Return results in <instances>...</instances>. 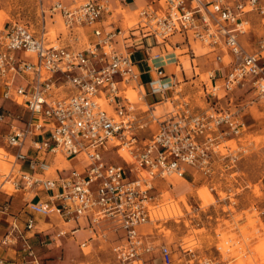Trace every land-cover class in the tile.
Returning a JSON list of instances; mask_svg holds the SVG:
<instances>
[{"label": "built area", "instance_id": "1", "mask_svg": "<svg viewBox=\"0 0 264 264\" xmlns=\"http://www.w3.org/2000/svg\"><path fill=\"white\" fill-rule=\"evenodd\" d=\"M37 10L39 28L17 21L0 25L1 98L26 113L13 117L4 137L6 152L14 160H7L11 168L1 175L3 183L15 189L50 196L29 202L23 219L12 223L1 242H21L23 263L43 264L31 243L37 234V216H61L79 225L86 220L96 235L100 226H110L100 234L109 240L113 230L112 251L121 264H154L158 258L160 264H221L216 257L202 258L181 245L179 263L174 247L151 244L142 226L155 219L151 206L156 179L167 180L172 174L186 178L195 170L211 174L216 158L228 156L220 153L221 142L228 135H239L245 126L244 105L232 108L235 89L247 86L264 99V0H156L139 10L134 26L111 21L109 29L102 24L104 13L110 11L105 0L49 4L39 0ZM56 15L71 34L90 28L85 33L91 37L88 46L61 44V36L50 39L48 23L50 19L54 24ZM175 35L184 37L176 43L186 48L180 55L196 58L193 42H200L227 66L226 72L211 70L210 83H202L207 107L193 106L175 70L165 68L164 53L173 52L169 38ZM140 47L147 60L156 61L146 86L129 50ZM154 47L159 51L154 52ZM176 60L178 65L183 62ZM129 90L137 91V100L147 109L129 98ZM147 95L164 98L153 103ZM225 98L227 106L221 103ZM163 103L173 107L157 115L156 106ZM10 116L0 108V122ZM123 150L130 159L121 154ZM58 154L77 158L83 168L44 176L51 170L46 157ZM6 209V204L0 205V211ZM65 234L62 230L40 243L46 245ZM155 250L156 255L146 258Z\"/></svg>", "mask_w": 264, "mask_h": 264}, {"label": "rangeland", "instance_id": "2", "mask_svg": "<svg viewBox=\"0 0 264 264\" xmlns=\"http://www.w3.org/2000/svg\"><path fill=\"white\" fill-rule=\"evenodd\" d=\"M36 3V0H2L0 13L6 15L5 22L17 21L39 28L41 19ZM134 4L131 3L124 7L118 5L115 12L116 16L125 17L129 27L134 26L139 10L146 6V0H143L141 5L137 4L133 10ZM125 13L127 14L125 15ZM129 14L131 15L128 16ZM60 17V15L55 16L57 31L64 29ZM0 24H2L1 21ZM51 25L54 24L49 19L48 30ZM66 29L65 27L64 32L68 31L70 37L60 33L59 43L70 44L79 49L88 46V37L84 34L87 31L86 27L75 29L72 34ZM257 34V32L255 35L251 34V42ZM74 36L80 39L75 40ZM71 37H74V40H71ZM175 39L184 40V37L176 35L171 38L173 41ZM193 46L197 54V58L193 62L196 64L195 67H198L195 69L198 76L194 81L196 87L189 88L190 85H188L185 93L189 95L188 99L191 103L194 104L196 101L201 104V101H205L202 83L204 81L210 83L209 71L216 65L213 64L215 63L214 55L211 54L210 47L200 42H193ZM134 59L136 60L137 56ZM182 59L190 61L188 55ZM136 68L142 71L145 69V64L139 63ZM188 70H191V64ZM144 79L147 80V77L145 76ZM128 92L130 97L134 100L137 99V92L135 94L133 90ZM231 96L234 100L233 109L236 108L235 104H238L237 108L244 105L241 115L245 126L239 135H228L221 142L220 153L228 156L216 158L211 174L205 175L195 170L194 176L186 177L188 181L184 178L178 180L180 182L175 181L174 183L163 178L155 180L156 188L152 194L154 202L151 210L156 220L142 226V232L156 247L163 243L173 246L177 262L181 255L179 251L181 245L185 249L193 250L202 258L216 257L215 259L221 264H264V247H262L264 245V214L262 213L264 211V99L256 97L254 91L247 86L235 89ZM192 99L194 100L192 101ZM226 101V98L222 100L223 106L228 105ZM138 105L147 109V106L140 100ZM172 107L170 103L156 106L155 113L163 114L167 110H171ZM0 108L6 109L7 113L11 115L6 119L7 121L0 122L1 184L4 179L1 174L8 172V167L11 165L7 161L11 158L3 152L4 150L2 151V148L7 149L4 136L14 122L13 117L26 113L24 108L13 102L2 101L1 96ZM153 127L156 128V125ZM121 154L128 158L123 151ZM114 156L116 161L122 162L120 157ZM57 157L59 161H64L61 154H58ZM2 163L3 165H1ZM182 166L186 169L189 168L186 164ZM72 223L62 222L64 230L69 231V226L74 225ZM103 231L108 232V230ZM112 231L110 239L105 240L100 234L101 231L97 237L91 230H81L77 233L78 239L75 241L69 231L68 243L73 244L77 251L67 264H121L112 251L115 237ZM88 236H93L95 240H86V246H79V243L87 239ZM66 243L67 241L64 244ZM224 244L232 250L231 253L223 251L221 245ZM156 254L157 250L153 254L147 255L146 258ZM139 262L135 261L134 264H141ZM179 263H182V260Z\"/></svg>", "mask_w": 264, "mask_h": 264}, {"label": "crops", "instance_id": "3", "mask_svg": "<svg viewBox=\"0 0 264 264\" xmlns=\"http://www.w3.org/2000/svg\"><path fill=\"white\" fill-rule=\"evenodd\" d=\"M44 1L46 4H49L51 0H44ZM64 1L70 3V2H73L74 0H64ZM105 1L108 2L109 6H110V11L104 13V15L102 17V24L107 29H109V26H107V25L111 21H115L116 24L119 26H125L126 24L124 22L127 23V21H125V19H124L125 18L124 16L119 17V16L115 15L116 8L118 7V5L124 7V6H127L128 4L135 3L132 6V9L134 10L137 7V4L141 5L143 0H126L125 3H120L118 0H105ZM153 1H156V0H146L145 5L151 4ZM36 2H37L36 4L38 5L39 0H36ZM5 18H6V15L3 13L2 18H1V21L3 23L6 21ZM86 28H87V31L90 30V28H88V27H86ZM85 33H86V31H85ZM87 37H88V41H89L91 37H89L88 35H87ZM246 38H247L246 36L243 37L244 42H245ZM146 40L148 43L151 42V39H146ZM182 41L183 40H179V41H176L174 43L170 42L172 47H173V52H166L165 51L164 56H165V59L167 62L165 64V68L172 69V70L176 69V71H175L176 77L178 80H180L182 82V85L184 87V93H185L187 87H189L188 85H190L189 88L196 87V84H194V81L196 80V78H197L196 76H198V73L196 72L195 69L198 67H195L196 64H194V62H192V60L195 61L197 57L196 58H189L190 64H191V70H188V68H190L189 63L182 59V57L187 56V54L183 53L180 55V53H179V51H181V52L185 51L186 48L182 44L176 45L177 42H182ZM68 45H70V44H68ZM119 46H120L121 50L124 49L122 41H120ZM129 50H131V52H132L131 58H132L133 62L135 63V68H136L137 64H139V63L145 64L144 70H142V71L137 70V68H136V70L141 74V81L143 83V86H146V83L150 77V70L156 61L152 62L151 60H147V58H145V56L143 55L145 50L141 49V47L129 49ZM153 51L154 52L159 51V47H154ZM211 54L215 55L212 52H211ZM135 56H137L136 60L134 59ZM176 57H179L183 61L182 64L178 65L179 61L176 60ZM214 62L215 63H213V64H215L216 66L214 65L215 67L212 68L211 70L222 69L223 72L227 71L226 64H223V63L221 64V63L217 62L215 60V58H214ZM145 76L147 77V80L144 79ZM170 95H171V92H169V96ZM187 96L189 97V95H187ZM163 98H164L163 95H160L157 97L147 95L146 100L148 102L159 103V101H160L159 99L163 100ZM1 99H2V101L8 100V99H4V98H1ZM193 100L194 99H192V101ZM192 104H193V102H192ZM193 106L199 107V108H204V107L208 106V103L203 100V101H201V104H198V102L195 101ZM2 151L5 152L11 158V160H14V157L9 155L5 149L2 148ZM46 158L51 163V170L49 171V173L44 175L46 177L48 175H50L51 177H56L59 170L63 171L62 173H68V172L70 173L74 169H82L83 168V164L81 162H79V160L77 158H66V157L62 156V158H65L67 160V165H65L62 161L60 162L58 160L57 156L49 155ZM61 164H62V166H60ZM23 167H24V169L28 170V167L26 165H24ZM10 168H11V165L8 167V171ZM167 179L170 180L172 183H174L175 181L180 182V181H178L179 179H176V178H167ZM184 179H186V178H184ZM1 184H3V181ZM175 187H176V183H175ZM155 188H156V185H155ZM49 196H50L49 192H44V191H38L37 192V191H30V190H27L24 188L14 189L11 186H4V187L0 186V205L6 204V206H7L6 210L0 211V260H1L0 264H24L23 260L21 259V256L23 255V252L21 251V242H18L17 244H4L1 241L4 238V236L7 234V232L9 231L12 223L18 217H20V218L23 217L22 211L26 208V206L29 202H38L40 200H44V199L48 198ZM62 222L66 223V224H70L73 222L72 224H74V225L69 226V231L71 232V237L74 239V241L78 239L77 233L80 232L81 230H84V231L91 230V228L87 227L86 220H83V219L80 221V225H79L76 221H74V220L73 221H66L65 218H63L61 216H53L50 218L37 216V234H35V236L32 237L31 243L34 246L39 257L42 259L43 264H67L70 261V258L77 251L75 246H73V244L68 243L69 231L64 230L65 227H64V225H62ZM20 225L23 226L22 223H20ZM45 225H48V226H45ZM103 226H105V228H102ZM107 229H110V226H107V225L100 226L97 229L98 235H100L99 231L103 232V230H107ZM41 230H43V231L45 230V231L42 232ZM62 230L66 231L67 234L60 237L59 240L50 242L46 245H43L40 243V241L43 238L47 239L50 236H53V235L55 236L57 233H59ZM29 235H31V233H29ZM84 235H86V234H84ZM98 235H96V236L98 237ZM90 237H93V236H88V238L85 239L83 242H86V240H89ZM64 238L67 241L66 244H64L66 242V241H64L65 240ZM93 240H95V239L93 238ZM59 242H61V243L59 244ZM83 242L79 243V246ZM182 259L185 261L186 258L183 257ZM160 261L161 260L158 258V259L154 260L153 263L154 264H160Z\"/></svg>", "mask_w": 264, "mask_h": 264}, {"label": "bare ground", "instance_id": "4", "mask_svg": "<svg viewBox=\"0 0 264 264\" xmlns=\"http://www.w3.org/2000/svg\"><path fill=\"white\" fill-rule=\"evenodd\" d=\"M76 1H78L79 2V0H76ZM81 1V0H80ZM163 1V0H162ZM2 14L3 13H0V21H1V18H2ZM127 13H125V15H126ZM131 14H129L128 16H130ZM133 16V15H132ZM58 18V17H57ZM57 18H56V20H55V23L57 24ZM60 19H61V21H62V25L64 26V29H65V25H64V23H63V19L60 17ZM128 20V19H127ZM1 23L2 24H0V25H3L4 23L1 21ZM55 23H54V25L52 26H50V28H49V37H50V39H53V40H56V38L58 37V35L61 33V34H63V36H65V35H67V36H69L68 35V31H67V29H66V33L64 32V29H61V30H59V31H57V29H56V27L55 26H57V25H55ZM125 24H127L126 22H124ZM58 34V35H57ZM85 34V33H84ZM60 36V35H59ZM70 37V36H69ZM75 37V36H74ZM74 37H71L72 39L71 40H74ZM173 37V36H172ZM172 37H170L169 38V41L171 42V43H174V42H176V41H179V39H175L174 41L173 40H171V38ZM182 37V36H181ZM75 40H77V39H75ZM169 49H172V47L171 46H169ZM227 60V57L225 58V61ZM187 62L189 63V65H190V61H188L187 60ZM227 62V61H226ZM175 71H176V69H175ZM209 79V78H208ZM210 82V81H209ZM134 91V94L137 92L136 90H133ZM2 90H1V88H0V96L2 95ZM128 95H129V98L132 100V101H136L137 99H133L132 97H130V94H129V92H128ZM136 98V97H135ZM166 103H164V104H160L159 106H162V105H165ZM158 106V107H159ZM227 148H229V146H226ZM123 152L125 153V155L128 157V159H130V155H129V153H128V151L127 150H123ZM64 159V161H62L64 164H65V162H67V160L65 159V158H63ZM3 162V161H2ZM5 162V161H4ZM61 162V161H60ZM1 165H3V163L1 164ZM167 178H176V179H179V180H181V179H183V178H181V177H179L178 175H176V174H172V175H170V176H168ZM4 186H10V184H8V183H3V184H1V187H4ZM13 185H11V187H12ZM12 188H14V187H12ZM15 189V188H14ZM254 216V215H253ZM226 247V248H225ZM262 247H264V245L262 246ZM221 248H223V251L224 252H226V253H231L232 252V250H230L225 244L224 245H221ZM224 254V253H223Z\"/></svg>", "mask_w": 264, "mask_h": 264}]
</instances>
